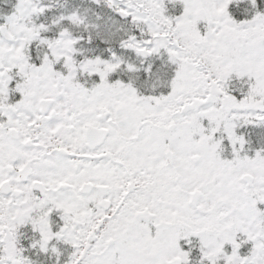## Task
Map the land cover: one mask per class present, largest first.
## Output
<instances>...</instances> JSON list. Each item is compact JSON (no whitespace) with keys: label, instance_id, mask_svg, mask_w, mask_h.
I'll use <instances>...</instances> for the list:
<instances>
[{"label":"snow or ice","instance_id":"snow-or-ice-1","mask_svg":"<svg viewBox=\"0 0 264 264\" xmlns=\"http://www.w3.org/2000/svg\"><path fill=\"white\" fill-rule=\"evenodd\" d=\"M0 264H264V0H0Z\"/></svg>","mask_w":264,"mask_h":264}]
</instances>
